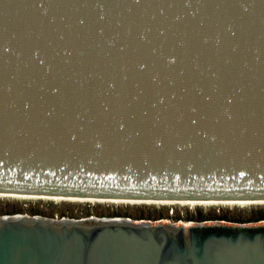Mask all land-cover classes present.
Here are the masks:
<instances>
[{
  "label": "water",
  "instance_id": "1",
  "mask_svg": "<svg viewBox=\"0 0 264 264\" xmlns=\"http://www.w3.org/2000/svg\"><path fill=\"white\" fill-rule=\"evenodd\" d=\"M0 195L264 201V0H0ZM0 264H264V221L4 214Z\"/></svg>",
  "mask_w": 264,
  "mask_h": 264
},
{
  "label": "rangeland",
  "instance_id": "2",
  "mask_svg": "<svg viewBox=\"0 0 264 264\" xmlns=\"http://www.w3.org/2000/svg\"><path fill=\"white\" fill-rule=\"evenodd\" d=\"M148 204V205H146ZM167 205V206H166ZM242 205V206H240ZM228 205H179L150 203L80 202L0 196V215L28 214L48 218L128 217L133 220L198 221V218L230 223L264 221V203ZM215 218V219H214Z\"/></svg>",
  "mask_w": 264,
  "mask_h": 264
},
{
  "label": "bare ground",
  "instance_id": "3",
  "mask_svg": "<svg viewBox=\"0 0 264 264\" xmlns=\"http://www.w3.org/2000/svg\"><path fill=\"white\" fill-rule=\"evenodd\" d=\"M1 196V195H0ZM16 198V197H15ZM27 198H38V197H27ZM44 199H53V200H72L80 202H113V203H150V204H179V205H228V204H254L255 203H264V201H128V200H96V199H78V198H44ZM148 205V204H146ZM167 206V205H166ZM242 206V205H240ZM186 222V221H185Z\"/></svg>",
  "mask_w": 264,
  "mask_h": 264
},
{
  "label": "trees",
  "instance_id": "4",
  "mask_svg": "<svg viewBox=\"0 0 264 264\" xmlns=\"http://www.w3.org/2000/svg\"><path fill=\"white\" fill-rule=\"evenodd\" d=\"M214 219H215V218H214ZM197 220H198V221H203V220H211V219H206V218L201 217V218H198Z\"/></svg>",
  "mask_w": 264,
  "mask_h": 264
}]
</instances>
